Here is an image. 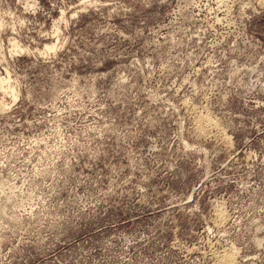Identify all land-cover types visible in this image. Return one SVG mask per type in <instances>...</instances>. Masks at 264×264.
<instances>
[{"label": "rangeland", "instance_id": "rangeland-1", "mask_svg": "<svg viewBox=\"0 0 264 264\" xmlns=\"http://www.w3.org/2000/svg\"><path fill=\"white\" fill-rule=\"evenodd\" d=\"M264 264V0H0V264Z\"/></svg>", "mask_w": 264, "mask_h": 264}, {"label": "bare ground", "instance_id": "bare-ground-1", "mask_svg": "<svg viewBox=\"0 0 264 264\" xmlns=\"http://www.w3.org/2000/svg\"><path fill=\"white\" fill-rule=\"evenodd\" d=\"M223 258H224V263L225 264H231V262L233 260L231 254H226V255L223 256Z\"/></svg>", "mask_w": 264, "mask_h": 264}]
</instances>
